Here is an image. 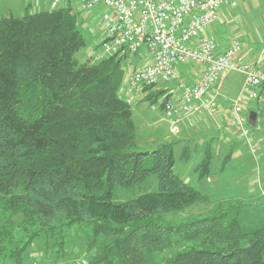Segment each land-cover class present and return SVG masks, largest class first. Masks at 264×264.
<instances>
[{
  "label": "trees",
  "instance_id": "trees-1",
  "mask_svg": "<svg viewBox=\"0 0 264 264\" xmlns=\"http://www.w3.org/2000/svg\"><path fill=\"white\" fill-rule=\"evenodd\" d=\"M85 44L70 5L0 18V264L75 247L84 264H264V222L246 228L233 205L165 219L206 197L175 173L174 142L135 150L130 54L80 62ZM212 160L209 143L200 177Z\"/></svg>",
  "mask_w": 264,
  "mask_h": 264
},
{
  "label": "rangeland",
  "instance_id": "rangeland-1",
  "mask_svg": "<svg viewBox=\"0 0 264 264\" xmlns=\"http://www.w3.org/2000/svg\"><path fill=\"white\" fill-rule=\"evenodd\" d=\"M243 16H227V12L237 13V7L223 6L220 9V19L216 26H223L227 38L239 40L243 46L244 58L248 59L257 49H264V0H252ZM72 6L79 17V29L85 38V46L77 52L76 58L85 62L89 57L103 51V43L106 39L105 30L102 24V17L111 10L107 6L99 5L92 9H81L76 1H63L61 6ZM237 8V9H236ZM51 9L50 0H0V18L6 16H22L26 12H37ZM213 25L208 28L210 33ZM215 39L217 36H214ZM260 50H258L259 53ZM252 53V54H251ZM151 57L146 47H142L137 54H130L125 59L127 82L128 73L150 63ZM253 63V62H251ZM200 66L191 61L178 66L177 73L180 80L192 81ZM245 82V75L233 71L223 88L230 104L238 98L242 92ZM120 96L129 100L132 105L133 118L137 127V151H152L158 145L166 142L175 143V166L174 171L185 182L198 189L206 197L205 201L196 202L186 207L181 212H169L165 219L173 223H182L194 217H206L233 205L239 209V218L243 225H255L264 222V104L262 101L249 100L243 104V110L247 115V127L250 130V142L241 137L236 129L227 125L225 129L229 136L228 145L224 146L221 155L211 166L212 173L209 181L199 176L197 166L198 153L201 152L194 142H179L180 134L176 132V124H173L167 117L163 106L162 98L156 102L149 100L135 99V95L129 96L126 90L120 91ZM134 99V100H133ZM251 111H258V123L253 126L249 122ZM172 124V127H171ZM178 126V125H177ZM203 129V128H202ZM172 131V132H171ZM199 135L210 138L212 130H201ZM204 132V133H203ZM191 135L190 137H193ZM197 151V152H196ZM204 151V149H203ZM202 151V152H203ZM206 151V150H205ZM204 151V152H205ZM188 155L190 158H186ZM157 186V183H156ZM137 190L131 192L136 195ZM120 200L127 199L128 194L121 192ZM251 228V226H250ZM82 248L75 247L69 253V257L61 260L58 264H84L85 253ZM30 254V253H29ZM27 254L36 260L33 264H52V257H44V253L36 250L33 255ZM32 254V253H31ZM72 254V255H71ZM28 264H31L28 262Z\"/></svg>",
  "mask_w": 264,
  "mask_h": 264
},
{
  "label": "built area",
  "instance_id": "built-area-1",
  "mask_svg": "<svg viewBox=\"0 0 264 264\" xmlns=\"http://www.w3.org/2000/svg\"><path fill=\"white\" fill-rule=\"evenodd\" d=\"M63 1H76L84 10L99 5L111 10L102 17L106 39L95 59L116 52L137 54L146 47L152 56L150 63L130 72L124 90L138 99L162 92L163 109L173 124L203 112L213 115L210 93L220 95L231 72L244 74L229 122L250 142L243 104L249 100L264 104V71L258 63L245 61L239 40L220 49L206 33L220 19L223 6L235 8L241 0H50L51 9L63 7ZM191 61L200 66V74L190 82L180 80L178 66Z\"/></svg>",
  "mask_w": 264,
  "mask_h": 264
},
{
  "label": "crops",
  "instance_id": "crops-1",
  "mask_svg": "<svg viewBox=\"0 0 264 264\" xmlns=\"http://www.w3.org/2000/svg\"><path fill=\"white\" fill-rule=\"evenodd\" d=\"M251 1L252 0H241L240 5L237 7L239 11L237 13H232L230 11V12H227L226 15L227 16H243V15H241V13L246 14L247 7L252 4ZM216 24L213 25L210 33L207 34V36L212 37L218 43L220 49H224L227 46H229L232 43V41L235 39L227 38L223 26H220V25L216 26ZM215 35L217 36L216 39L214 37ZM258 50H260L259 53H258ZM256 52H257V54L254 53L253 57L251 56L248 59V56L246 55V57L244 59L248 63H251V62L258 63L260 69L264 71V49L263 48L257 49ZM243 57H244V55H243ZM199 74H200V70L196 73L193 80L196 79ZM226 81H228V80H226ZM226 81L223 84L220 95L215 96V94L210 93V98L214 99V104H215L213 115H210L206 112H203L202 115L197 116L196 118H194L192 120L188 119V118H183L181 121H179L176 124V130H175L176 132L171 131L173 134H180L179 142H181V141L194 142L195 145H197V148L199 147V150H201V152H199L198 156H197V158L199 157L198 160L201 159V161H202V157L205 153L204 151L206 150L207 145L210 143L212 151H213L212 164L214 161L218 160L217 156L221 155V152H222V149L224 148V146H226V145H228V143H230L229 142L230 141L229 140L230 134L227 133L225 126L229 125V126L233 127L229 122L230 117H231L230 109H231L232 102L230 104L228 103V98L225 95L224 90H223V88L226 85ZM242 89H243V87H242ZM135 99H136V97H135ZM136 100L139 101L140 99L139 100L136 99ZM254 112L257 113V123H258L259 113H258V111H254ZM171 127H172V124H171ZM204 129L212 130V135L210 136V138L205 139L204 134L199 135V132H202L201 130H204ZM193 134H194V136L190 137ZM203 149H204V151H203ZM189 158H190V156H189ZM212 164H211V166H212ZM211 173H212V170H211ZM207 179L209 181H212L210 176L207 177ZM258 224L259 223H256L255 225H258ZM255 225H253V226H255ZM250 226H251V228H253L252 225H248L245 227L250 228Z\"/></svg>",
  "mask_w": 264,
  "mask_h": 264
},
{
  "label": "water",
  "instance_id": "water-1",
  "mask_svg": "<svg viewBox=\"0 0 264 264\" xmlns=\"http://www.w3.org/2000/svg\"><path fill=\"white\" fill-rule=\"evenodd\" d=\"M249 122L251 125L256 126L257 125V113L252 111L249 114Z\"/></svg>",
  "mask_w": 264,
  "mask_h": 264
}]
</instances>
